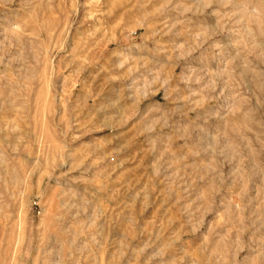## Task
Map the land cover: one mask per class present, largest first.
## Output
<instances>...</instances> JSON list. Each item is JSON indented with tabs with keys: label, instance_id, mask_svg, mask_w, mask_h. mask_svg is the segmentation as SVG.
Instances as JSON below:
<instances>
[{
	"label": "rangeland",
	"instance_id": "rangeland-1",
	"mask_svg": "<svg viewBox=\"0 0 264 264\" xmlns=\"http://www.w3.org/2000/svg\"><path fill=\"white\" fill-rule=\"evenodd\" d=\"M0 264H264V0H0Z\"/></svg>",
	"mask_w": 264,
	"mask_h": 264
},
{
	"label": "bare ground",
	"instance_id": "bare-ground-1",
	"mask_svg": "<svg viewBox=\"0 0 264 264\" xmlns=\"http://www.w3.org/2000/svg\"><path fill=\"white\" fill-rule=\"evenodd\" d=\"M18 27L21 28V25L18 24V25H17V29H18ZM16 31H17V30H16ZM19 31H20V30H19ZM21 32H22V31H21ZM16 34H17V33H16ZM19 37H20V36H19ZM11 91H14V87H13V86L11 87V89L9 90V92H11ZM4 93H5V92H4Z\"/></svg>",
	"mask_w": 264,
	"mask_h": 264
}]
</instances>
